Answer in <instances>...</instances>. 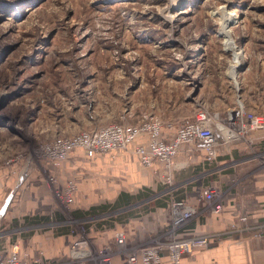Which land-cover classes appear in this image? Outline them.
I'll use <instances>...</instances> for the list:
<instances>
[{
	"label": "rangeland",
	"instance_id": "374dc122",
	"mask_svg": "<svg viewBox=\"0 0 264 264\" xmlns=\"http://www.w3.org/2000/svg\"><path fill=\"white\" fill-rule=\"evenodd\" d=\"M225 13L235 20L233 50L220 33ZM239 97L248 111L264 113V0H0L1 200L9 206L23 197L27 204L46 191L53 202L49 215L38 212L31 222L0 220V234L25 241L39 225L43 232L67 226L75 241L89 242L98 264L90 232L115 213L81 217L74 204L58 200L44 145L152 118L171 136L201 107L227 118ZM262 139L249 133L228 143L242 150L233 148L219 172L242 167L241 158L264 157ZM214 178L202 177L203 190ZM159 184L163 197L167 186ZM52 221L55 227H44Z\"/></svg>",
	"mask_w": 264,
	"mask_h": 264
},
{
	"label": "crops",
	"instance_id": "0c3cea01",
	"mask_svg": "<svg viewBox=\"0 0 264 264\" xmlns=\"http://www.w3.org/2000/svg\"><path fill=\"white\" fill-rule=\"evenodd\" d=\"M252 112L264 114L255 108ZM168 138L170 135L165 132L163 139ZM237 148L239 146L224 145L219 150L218 158L213 162H208L204 153L200 151L188 149L180 152L176 158L174 189L163 195H169L167 206L155 205L160 198L162 187L154 172L142 167L138 157L130 152H122L115 157L106 155L89 159L77 150L60 171V180L64 183L67 178H72L78 186L74 203L77 216L94 217L92 214H84L100 206L107 207L106 210H113L112 213H115L116 220L100 223L90 232L91 244L96 250L95 256L98 255L99 249L108 248L111 251L112 264H132L117 246L115 239L117 232L122 231L126 234L128 254L134 253L143 245H148L155 239L154 237L164 231L171 232L170 205L175 199L186 200L196 206L199 212L174 236L221 234L212 239L208 247H199L192 254L185 255L182 264H264V164L262 161H255L256 159L241 158V163L236 165L243 163L242 167L234 169L226 167L227 170L223 174L219 172L225 166L223 160L231 157V150ZM238 150H242L241 145ZM209 173L215 175V180L210 181L211 186L219 190L217 192L224 203L223 211L219 215L211 213L205 204L198 202L205 185L201 181L202 177ZM238 174L241 175L239 180ZM217 180L221 181V189L216 184ZM232 180L236 182L231 185ZM144 193L145 197L136 200ZM147 193L150 195L149 198H146ZM123 195L125 198L131 196L133 204L119 205L118 202L121 204ZM21 198L14 201L16 203L6 206L2 203L4 200H1L0 193L1 221L11 225L12 220L17 222L22 216L34 218L38 212L49 215L53 211V202L46 191H39L37 197L33 195L27 197L30 199L27 204L24 203L23 197ZM146 202L151 205L135 211V208ZM131 211H134L132 215L127 216L126 213ZM123 214L126 217L119 219ZM242 216L248 217L250 227L260 229L261 237L255 236L256 231L231 233V226L238 224ZM47 225L44 227H55L57 222L52 221ZM40 228L41 225L39 233L35 232L29 238L26 237L25 241L24 237L20 236L9 241L7 232H1L0 239L6 240L7 247L18 244L22 252L31 255L43 254L47 260L55 264H94L91 261H94L95 257L93 258L91 251L89 261L86 256L76 258L73 250L74 236L55 235L54 230L43 232ZM172 236L169 234L167 237Z\"/></svg>",
	"mask_w": 264,
	"mask_h": 264
},
{
	"label": "built area",
	"instance_id": "2783aa9c",
	"mask_svg": "<svg viewBox=\"0 0 264 264\" xmlns=\"http://www.w3.org/2000/svg\"><path fill=\"white\" fill-rule=\"evenodd\" d=\"M228 114L227 118L220 120L218 113H210L206 108L201 107L193 118L178 127L168 140L163 139L164 126L156 118L132 125H109L83 131L73 137L56 138L42 148V154L52 169L49 180L57 186V190L54 191L55 196L67 207L75 203L78 186L72 178H67L61 184L60 171L77 150L89 159L106 155L115 157L122 152L133 153L138 157L141 166L151 169L158 181L167 186L168 192H171L174 189L176 158L180 152L188 149L200 151L204 153L208 162H213L218 158L221 147L232 141L244 139L246 134H255L257 140L264 138V114L248 111L240 97L236 101V106L228 110ZM233 117L236 119L234 124L230 123ZM261 157L255 155L251 158L261 159L264 164V157ZM198 202L205 204L215 215L221 214L224 208L221 196L212 186L203 190ZM170 206L172 237H157L148 245H143L134 253L128 254L126 234L122 231L115 234L117 246L125 251L130 263L182 264L185 255L192 254L199 247H208L212 239L221 235L215 233L174 236L178 230L185 228L198 212L196 206L183 199L172 200ZM230 231L231 233L256 231L255 236L261 237L258 227L248 225L247 216L240 217L238 224H233ZM73 250L76 258L85 256L87 259L90 258L89 242L86 240L75 241ZM97 257L99 264H112L111 251L108 248L99 251ZM0 264L53 263L43 254L34 257L22 252L18 244H13L0 249Z\"/></svg>",
	"mask_w": 264,
	"mask_h": 264
},
{
	"label": "trees",
	"instance_id": "16d2710c",
	"mask_svg": "<svg viewBox=\"0 0 264 264\" xmlns=\"http://www.w3.org/2000/svg\"><path fill=\"white\" fill-rule=\"evenodd\" d=\"M259 146H260V148H262V149H264V139H262V141L260 142V144H259ZM146 193H144V194H141V195H139L138 196V198L136 199V200H139L140 198H143V196L145 195ZM149 196V193H147V197ZM145 197V196H144ZM124 198H125V195H123L122 197H121V199H122V201H121V204H120V202H118V204L119 205H124V206H130L131 204H133V198L131 197V196H129V197H126L125 199L126 200H124ZM167 201H169V195L168 196H163V197H160L159 199H158V201H156L155 202V205L156 206H167ZM170 204V203H169ZM115 207H118V206H115ZM107 209V207H104V206H100V207H95V208H93L90 212H87L86 214H84V215H90V214H92V215H98V214H100V213H104V212H106V211H108V210H106ZM134 212V211H133ZM132 211L131 212H128V213H126V215L127 216H129V215H132V213H133ZM126 215L125 214H123V215H121V217L119 218V219H121L122 217H126ZM60 216V218H62L61 217V215H59ZM59 216H57V217H59ZM27 222H31V220H32V217H25L24 218ZM113 220H116V219H113ZM100 225V224H99ZM87 230H89V227H87ZM72 235L73 236V232H72V230L70 229V227H67V226H58V227H56V229H55V235Z\"/></svg>",
	"mask_w": 264,
	"mask_h": 264
},
{
	"label": "bare ground",
	"instance_id": "6f19581e",
	"mask_svg": "<svg viewBox=\"0 0 264 264\" xmlns=\"http://www.w3.org/2000/svg\"><path fill=\"white\" fill-rule=\"evenodd\" d=\"M234 21L235 20H234V17H232V15L225 13V15L223 16V20H222V24H221L222 27L220 30V33H222V35L225 37V40H224L225 46L227 49H230V50H233L234 46H233V42L231 40V29H229V27L231 26L232 23H234ZM234 55H235V61L237 63H239L240 62L239 61L240 56L237 54H234ZM235 74L236 73L233 72V70H232L231 75L235 76Z\"/></svg>",
	"mask_w": 264,
	"mask_h": 264
}]
</instances>
